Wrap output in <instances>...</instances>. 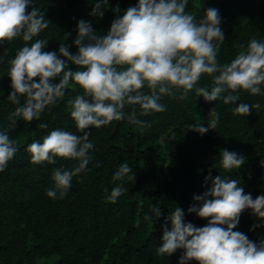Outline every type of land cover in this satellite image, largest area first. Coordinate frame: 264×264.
Wrapping results in <instances>:
<instances>
[{
  "label": "trees",
  "instance_id": "16d2710c",
  "mask_svg": "<svg viewBox=\"0 0 264 264\" xmlns=\"http://www.w3.org/2000/svg\"><path fill=\"white\" fill-rule=\"evenodd\" d=\"M97 3L101 0H33L32 6L44 11L50 23L27 43L43 39L47 41L44 51L59 55V47L64 44L76 54L74 40L80 20L91 23L98 35H106L113 19L136 6L138 0H107L106 5L101 4L102 16L91 15ZM117 6L119 13L113 11ZM208 8L218 9L219 27L225 35L217 56L220 64L234 59L240 44L246 47L253 38L264 42V0H189L186 11L199 21ZM24 45L21 37L0 43V131L7 129L18 149L0 172V264H179L182 249L170 256L156 252L162 246L164 229L171 230L166 218L175 207L183 209L186 223L205 226L207 219L188 213V208L194 203L193 196L207 191L216 176L237 180L253 199L264 195L262 85L260 95L239 92L236 104L225 105L222 99L206 102L193 91L184 100L162 97L163 112L142 116L135 106L137 118L151 125L144 129L127 119L98 129L91 127L92 160L73 178L63 199L49 198L45 190L53 185L52 169H71L79 162L57 157L55 164L33 163L26 149L33 141L42 142L52 130L82 135L67 106L69 99L82 92L70 85L65 97L46 108L39 119H21L17 126L12 125L9 115L17 105L7 100L12 91L7 71L9 61ZM69 67L77 70L70 62ZM199 86L210 88L211 77L203 75ZM241 102L260 103L261 108L253 109L248 116L234 115L231 109ZM214 107L219 113L215 129L203 135L188 130L187 125L197 123L207 127ZM123 111L130 114L132 106ZM41 123L48 127L41 129ZM221 150L243 156L244 164L226 172L220 165ZM123 163L132 169L129 175L133 179L113 183L112 175ZM121 183L127 191L116 202L108 201L106 196ZM153 205L161 208L159 218L151 210ZM145 214L152 217L151 222L143 219ZM234 231L259 244L264 241V220L245 210Z\"/></svg>",
  "mask_w": 264,
  "mask_h": 264
},
{
  "label": "clouds",
  "instance_id": "9594fccd",
  "mask_svg": "<svg viewBox=\"0 0 264 264\" xmlns=\"http://www.w3.org/2000/svg\"><path fill=\"white\" fill-rule=\"evenodd\" d=\"M189 0H138L122 15L113 19L106 35L100 36L91 23L80 20L74 44L76 54L61 44L59 55L55 51H44L47 41L34 37L49 27L45 13L32 6L33 0H0V43L21 37L25 45L19 48L9 61L7 76L10 87L7 100L17 105L10 113L11 124L18 120L31 122L39 119L51 105L66 95L70 85L78 87L82 94L67 101L70 116L82 135L63 129L52 130L43 141H33L26 151L33 163L47 161L55 164L56 158L78 161L71 169H52L53 185L46 188L52 199H63L72 186L74 177L87 168L92 157L94 144L89 140L91 127L100 128L112 121L127 119L141 129L150 123L137 118L140 115L163 112L162 97L187 99L190 92L203 97L206 102L222 99L225 105L236 104L239 92L261 94L264 85V42L255 38L247 46L240 44L237 55L229 63L220 64L217 56L225 35L219 27L221 17L218 9L208 8L203 19L186 11ZM101 0L91 15H103ZM29 8L31 9L29 11ZM113 11L119 13L117 6ZM64 57L65 59H61ZM69 62L77 70L69 67ZM203 75L211 77V87L199 86ZM34 78H38V82ZM58 80V83L53 81ZM147 89V91H144ZM23 98V102H21ZM126 106L132 112L125 114ZM260 103H239L231 109L234 115L248 116L253 109L259 110ZM207 127L202 124L187 125L188 130L201 135L213 130L219 123L216 108L209 112ZM41 129L48 125L41 123ZM18 151L16 142L10 139L8 130L0 131V172ZM220 165L223 170L238 169L245 158L235 152L221 150ZM132 169L121 164L112 175V181L132 180ZM209 177H206V180ZM107 192V189H105ZM127 189L123 183L112 188L106 199L116 200ZM194 203L188 213L207 219L203 227L185 222L184 211L175 207L166 218L171 230L164 229L162 246L157 255L168 256L182 249L179 264H264V241H251L244 233L234 231L240 215L245 210L264 220V195L255 199L245 194L237 180L216 176L212 186L202 195L193 196ZM152 212L159 218L161 208L153 205ZM143 219L151 222L145 214ZM254 225L253 227H257Z\"/></svg>",
  "mask_w": 264,
  "mask_h": 264
}]
</instances>
